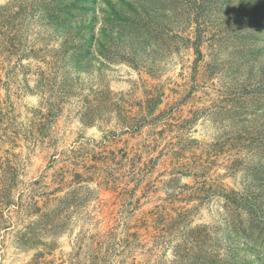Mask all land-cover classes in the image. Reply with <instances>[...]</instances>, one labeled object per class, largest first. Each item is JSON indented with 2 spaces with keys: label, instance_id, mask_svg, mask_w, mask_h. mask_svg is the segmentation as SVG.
<instances>
[{
  "label": "rangeland",
  "instance_id": "rangeland-1",
  "mask_svg": "<svg viewBox=\"0 0 264 264\" xmlns=\"http://www.w3.org/2000/svg\"><path fill=\"white\" fill-rule=\"evenodd\" d=\"M0 264H264V0H0Z\"/></svg>",
  "mask_w": 264,
  "mask_h": 264
},
{
  "label": "trees",
  "instance_id": "trees-1",
  "mask_svg": "<svg viewBox=\"0 0 264 264\" xmlns=\"http://www.w3.org/2000/svg\"><path fill=\"white\" fill-rule=\"evenodd\" d=\"M6 198H7V197H6ZM6 198H5V200H7ZM8 202H9V201H7L6 204H7Z\"/></svg>",
  "mask_w": 264,
  "mask_h": 264
}]
</instances>
